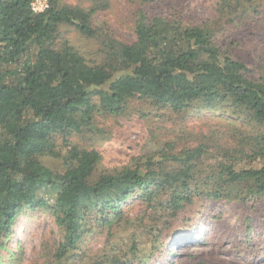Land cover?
I'll use <instances>...</instances> for the list:
<instances>
[{
	"label": "trees",
	"instance_id": "1",
	"mask_svg": "<svg viewBox=\"0 0 264 264\" xmlns=\"http://www.w3.org/2000/svg\"><path fill=\"white\" fill-rule=\"evenodd\" d=\"M31 1L0 0V251L18 219L35 210L49 213L60 235L55 264L77 258L83 237L94 232L105 233L106 243L93 264H149L135 243L115 253V234L147 221L157 251L204 228L198 220L214 203L245 208L244 224L264 215V48L250 55L236 39L246 23L264 35V0H197L185 8L178 0H136L134 40L100 49L106 56L98 61L55 41L62 27L95 39L93 17L111 0H50L40 14ZM194 6L210 17L188 22ZM135 101L177 115L219 111L232 121L227 135L164 144L130 166L98 173L99 153L72 139L100 133L97 116L121 117ZM136 207L140 224L126 217Z\"/></svg>",
	"mask_w": 264,
	"mask_h": 264
},
{
	"label": "rangeland",
	"instance_id": "2",
	"mask_svg": "<svg viewBox=\"0 0 264 264\" xmlns=\"http://www.w3.org/2000/svg\"><path fill=\"white\" fill-rule=\"evenodd\" d=\"M79 1L60 0L67 4ZM178 1L185 8L189 5L193 7L197 0ZM137 9L136 0H111L106 11L98 12L93 17L94 26L100 28L97 37L102 34L104 42L97 37L93 40L83 38L73 28L62 27L55 43L59 47L67 41L86 58L98 61L100 57L106 56H102L101 50L109 53V46L115 47L117 43H131L134 40ZM191 17H186L188 22L200 21L197 18L205 22L210 17V11L205 7L200 9L194 6V16ZM248 24L238 30L236 39L245 43L246 52L250 55L260 54L258 51L264 48V35H258L257 31L254 33L253 29L249 31ZM231 121L230 117L223 116L219 111L205 110L177 115L135 101L129 104L121 117L97 116L96 124L100 133L79 134L72 142L80 149L99 153L97 172L100 173L130 166L133 158L149 156L151 153L154 155L164 144L181 148L197 145L198 141L210 138L212 132L227 135ZM42 161L52 170L62 169L60 161L56 159L43 158ZM40 196L48 202L54 198L48 192ZM235 206L229 208L223 203L210 204L204 218L198 220L199 226L204 225V228L198 229L196 226L194 231L174 241L163 242L157 251L153 250L157 242L151 239V225L147 221L144 229H136V225L125 228L112 239L114 252H129L132 243H135L136 255L141 260L148 259L149 264H264V215L260 214L257 219L244 224L242 214L246 209ZM142 214L141 208L136 207L126 217L136 221ZM137 221L140 224V221L145 220ZM246 226L249 229L245 232ZM59 237L49 213L40 210L26 212L13 226L11 238L6 241L7 250L0 251L1 264H55L53 254ZM105 243V233L86 234L75 252L78 257L74 256L68 264H93L99 260ZM169 250H173L172 255L167 253Z\"/></svg>",
	"mask_w": 264,
	"mask_h": 264
},
{
	"label": "built area",
	"instance_id": "3",
	"mask_svg": "<svg viewBox=\"0 0 264 264\" xmlns=\"http://www.w3.org/2000/svg\"><path fill=\"white\" fill-rule=\"evenodd\" d=\"M50 0H32L30 3L31 11L40 14L49 8Z\"/></svg>",
	"mask_w": 264,
	"mask_h": 264
}]
</instances>
